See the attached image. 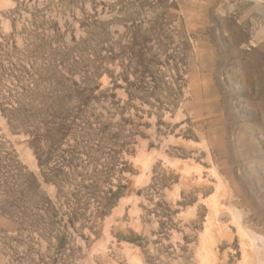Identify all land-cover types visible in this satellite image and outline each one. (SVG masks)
I'll return each mask as SVG.
<instances>
[{"label": "rangeland", "instance_id": "374dc122", "mask_svg": "<svg viewBox=\"0 0 264 264\" xmlns=\"http://www.w3.org/2000/svg\"><path fill=\"white\" fill-rule=\"evenodd\" d=\"M241 229L264 0H0V264H244Z\"/></svg>", "mask_w": 264, "mask_h": 264}, {"label": "bare ground", "instance_id": "6f19581e", "mask_svg": "<svg viewBox=\"0 0 264 264\" xmlns=\"http://www.w3.org/2000/svg\"><path fill=\"white\" fill-rule=\"evenodd\" d=\"M221 207L222 206L220 205V202L218 200H215L213 202V208L212 209L216 214L219 213V210L221 209ZM218 231L221 234L222 230L220 229ZM246 233H248V232H246ZM251 233H252V231H251ZM248 234H250V232ZM239 235H240L241 253H242V258L244 260L243 263L244 264H264V238H256L255 237L254 238L255 242L253 244H251V238H249V236H247L242 229L239 231ZM255 235H256V233H255ZM259 237H261V236H259ZM227 238L229 239V241L233 240L232 235L227 236ZM217 242H219L218 237H214L212 235H209L206 232V235L204 236V240H203V246H202L201 252H200V259H201V262L203 264H216V262L218 264L217 255L215 254V251L213 248V245ZM253 246L256 247V249L253 248ZM234 253H235V251H234ZM134 258L136 261L141 262L137 256H134ZM224 263L228 264V260H226Z\"/></svg>", "mask_w": 264, "mask_h": 264}]
</instances>
